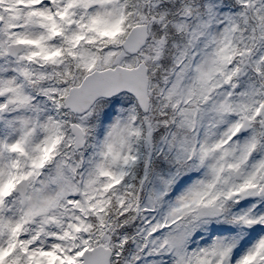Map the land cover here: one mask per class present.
<instances>
[{"label": "snow or ice", "instance_id": "snow-or-ice-1", "mask_svg": "<svg viewBox=\"0 0 264 264\" xmlns=\"http://www.w3.org/2000/svg\"><path fill=\"white\" fill-rule=\"evenodd\" d=\"M0 264H264V0H0Z\"/></svg>", "mask_w": 264, "mask_h": 264}]
</instances>
